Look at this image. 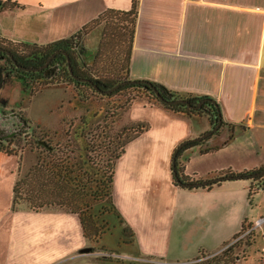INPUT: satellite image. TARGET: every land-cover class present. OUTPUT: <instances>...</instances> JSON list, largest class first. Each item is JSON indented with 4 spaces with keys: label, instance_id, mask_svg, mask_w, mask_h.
Segmentation results:
<instances>
[{
    "label": "crops",
    "instance_id": "1",
    "mask_svg": "<svg viewBox=\"0 0 264 264\" xmlns=\"http://www.w3.org/2000/svg\"><path fill=\"white\" fill-rule=\"evenodd\" d=\"M16 1L23 7L0 12V37L30 44L67 38L107 8L131 6V0ZM128 76L218 103L222 125L179 156L190 181L264 166V0H138ZM122 120L148 124L116 159L110 186L136 261L184 264L232 240L248 221L252 180L188 188L172 178L175 149L209 131L208 118L137 98ZM85 248L73 211L0 209V264H103Z\"/></svg>",
    "mask_w": 264,
    "mask_h": 264
},
{
    "label": "trees",
    "instance_id": "2",
    "mask_svg": "<svg viewBox=\"0 0 264 264\" xmlns=\"http://www.w3.org/2000/svg\"><path fill=\"white\" fill-rule=\"evenodd\" d=\"M18 7L22 8L23 6L16 0H0V12ZM137 12L138 0H131L128 10L107 8L82 25L71 36L46 44L12 42L0 37V60L8 62L10 65V67H6V64H3L1 67L7 76L14 75L17 78H22V74L29 72L38 75L45 74L53 83L72 82L75 85H85L96 93L108 97L117 95L124 90H134L136 97L130 100L127 108L132 100L143 98L174 113L205 116L211 127L216 125L219 120L220 108L213 98L207 95H183L158 82L148 79H131L128 76ZM100 24L103 27L91 63L88 68H81L78 61L83 58L85 51L81 53L83 50L80 48L79 54H76L73 49H76V45L80 44L82 40L85 42L87 35ZM19 47L23 51L25 50V54L20 52ZM54 53V57L45 66L48 58ZM67 59L70 60L73 74L68 70ZM12 69L15 70V73ZM51 73L53 74L51 75ZM155 90L160 98L155 94ZM176 99L187 100L190 105L173 103ZM201 100L204 102L199 107H193ZM21 120L23 124H26V128H30L29 121L24 118ZM111 122L113 123L114 119ZM147 127L146 122H132L129 125V133L122 141L119 151L105 156V174L103 173V178L95 180L98 182L96 187L102 186L105 195L109 196L110 194L115 161L123 153L124 146L145 131ZM23 134L24 136H21ZM53 138L55 136H26L25 130H18L14 136H0V152L7 155L21 156L19 151L11 145L15 144L19 147L22 142L29 151H40L35 162L22 175L17 174L12 186L11 209L13 211L20 209L39 211L46 208L70 210L78 214L84 237L88 239L91 231H93V236H96L97 230L92 219L90 216L84 217L82 213V207L87 205L84 201L86 186L88 182L92 181L89 172L82 169L85 161L81 160L80 155H75L78 149L77 145L73 144L69 152L65 153L60 140ZM201 142L202 140H186L180 143L183 145L177 152L174 165H171L173 182L177 183L176 179H179L180 184H177L180 186L194 182L183 174V168L178 159L185 149ZM263 168L264 166L238 173L227 171L221 175L244 178L258 173ZM253 179L258 182V186L255 190L250 185L249 196L264 189V174ZM201 181L203 180L197 182ZM206 186L209 187L211 184ZM245 223L246 220L242 223L240 230L244 229ZM249 244L251 242H245V245L250 246ZM237 260H239L238 255L231 256L228 253L222 259L215 252L200 250L197 256L191 260L193 261L191 264H237Z\"/></svg>",
    "mask_w": 264,
    "mask_h": 264
},
{
    "label": "rangeland",
    "instance_id": "3",
    "mask_svg": "<svg viewBox=\"0 0 264 264\" xmlns=\"http://www.w3.org/2000/svg\"><path fill=\"white\" fill-rule=\"evenodd\" d=\"M102 27L100 24L95 29L101 32ZM98 31L73 49L76 54H79L80 48L83 50L81 53L85 51L83 58L78 61L81 68H88L91 63L84 55L93 57ZM19 50L25 52L20 47ZM3 64L10 67L8 62L0 60V136H14L18 130H25L26 136H55L53 139L60 140L65 153L69 152L73 144L77 145L75 155H80L81 160L85 161L82 169L89 172L92 180L86 186L84 201L87 205L82 207L84 217L90 216L97 230L96 236L91 231L87 239L90 250L103 264H139L128 246L131 236L113 209L110 194L105 195L103 187L97 188L98 182H95L105 174V156L119 151L129 133L132 122H123L122 116L130 100L136 97V92L124 90L108 97L85 85L53 83L45 74L29 72L22 74V78L7 76L1 67ZM12 71L15 73V70ZM21 118L30 122V128H26ZM11 147L16 148L21 156L0 152V209L11 205L12 186L17 174L22 175L40 153L29 151L23 142L19 147L15 144ZM251 180V188L256 190L258 182ZM245 184L249 186L247 181ZM247 203L248 221L244 229L215 254L222 259L228 253L231 256L238 255L237 264H264V224L254 227L249 223L254 217L264 216V189L251 196L248 194ZM245 242H251L250 246L245 245Z\"/></svg>",
    "mask_w": 264,
    "mask_h": 264
},
{
    "label": "water",
    "instance_id": "4",
    "mask_svg": "<svg viewBox=\"0 0 264 264\" xmlns=\"http://www.w3.org/2000/svg\"><path fill=\"white\" fill-rule=\"evenodd\" d=\"M9 54V53H7ZM55 53L54 54H51V56L48 58L45 66L48 64V62L54 57ZM67 63H68V70L71 74H73L72 72V67H71V64H70V60L67 59ZM155 94L159 97V94L157 92V90H155ZM204 102V100H201L200 102H198L196 105H194L193 107L197 108L199 107L202 103ZM173 103H184V104H187L188 106L190 105V103L187 101V100H184V99H176L173 101ZM222 123V119L219 115V120L217 122L216 125H214L209 131L205 132L204 134H202L201 136L195 138L194 140H197V141H200L204 138H206L207 136H210L213 132H215L216 130H218V128L220 127ZM183 144H180L174 151L173 153V158H172V164L174 165L175 163V158H176V155H177V152L178 150L182 147ZM174 171V170H173ZM264 174V168L259 171L258 173L256 174H252L250 177H244V178H254L256 176H260V175H263ZM236 178H241L240 176H219V177H215V178H211V179H208V180H203L201 182H193V183H187V184H183L182 186L184 187H200V186H206L208 184H213L217 181H222V180H230V179H236ZM177 180V183L180 184V180L179 179H176ZM88 249L90 248H85L84 250L87 251Z\"/></svg>",
    "mask_w": 264,
    "mask_h": 264
},
{
    "label": "built area",
    "instance_id": "5",
    "mask_svg": "<svg viewBox=\"0 0 264 264\" xmlns=\"http://www.w3.org/2000/svg\"><path fill=\"white\" fill-rule=\"evenodd\" d=\"M262 224H264V216L263 217H259L256 220L253 221L252 225L255 226H261ZM249 230V229H248Z\"/></svg>",
    "mask_w": 264,
    "mask_h": 264
}]
</instances>
